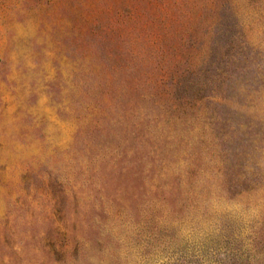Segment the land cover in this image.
Masks as SVG:
<instances>
[{
    "label": "rangeland",
    "instance_id": "rangeland-1",
    "mask_svg": "<svg viewBox=\"0 0 264 264\" xmlns=\"http://www.w3.org/2000/svg\"><path fill=\"white\" fill-rule=\"evenodd\" d=\"M0 264H264V0H0Z\"/></svg>",
    "mask_w": 264,
    "mask_h": 264
}]
</instances>
